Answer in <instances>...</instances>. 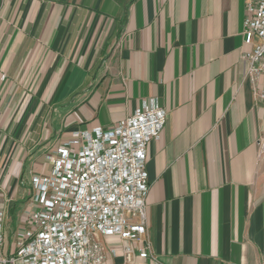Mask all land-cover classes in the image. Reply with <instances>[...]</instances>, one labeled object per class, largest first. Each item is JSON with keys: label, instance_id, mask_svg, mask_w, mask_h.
Here are the masks:
<instances>
[{"label": "crops", "instance_id": "obj_1", "mask_svg": "<svg viewBox=\"0 0 264 264\" xmlns=\"http://www.w3.org/2000/svg\"><path fill=\"white\" fill-rule=\"evenodd\" d=\"M244 17L245 0H0L5 250L47 154L155 99L146 232L97 234L101 264H264V78L245 74Z\"/></svg>", "mask_w": 264, "mask_h": 264}, {"label": "built area", "instance_id": "obj_2", "mask_svg": "<svg viewBox=\"0 0 264 264\" xmlns=\"http://www.w3.org/2000/svg\"><path fill=\"white\" fill-rule=\"evenodd\" d=\"M243 39L250 48L241 56L245 74L255 84L264 78V0H245ZM166 119L157 100L144 101L113 128L77 131L47 154L50 171L31 179L34 209L11 249L0 223V264H101L105 249L97 234L141 243L147 147L159 140ZM137 251L147 258L146 247ZM125 259L132 260L129 250Z\"/></svg>", "mask_w": 264, "mask_h": 264}, {"label": "rangeland", "instance_id": "obj_3", "mask_svg": "<svg viewBox=\"0 0 264 264\" xmlns=\"http://www.w3.org/2000/svg\"><path fill=\"white\" fill-rule=\"evenodd\" d=\"M4 78H5L4 76L1 77L2 80H4Z\"/></svg>", "mask_w": 264, "mask_h": 264}]
</instances>
